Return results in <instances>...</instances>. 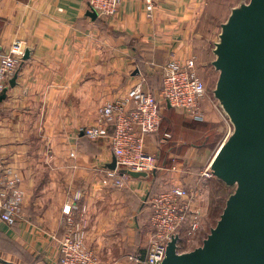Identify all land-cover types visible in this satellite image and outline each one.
<instances>
[{
    "label": "crops",
    "instance_id": "obj_1",
    "mask_svg": "<svg viewBox=\"0 0 264 264\" xmlns=\"http://www.w3.org/2000/svg\"><path fill=\"white\" fill-rule=\"evenodd\" d=\"M206 3L167 0L148 13L142 0H122L113 16L92 18L87 0H0V53L15 41L29 52L0 101V159L18 171L24 190L17 222L0 221V241L11 249L4 253L19 264H57V239L71 227L63 208L72 206L73 224L103 261L133 264L129 256L146 255L148 199L175 185V129L170 137H145L159 170L127 175L116 186L109 143L87 138L81 128L134 83L157 94L167 60L195 57ZM153 81L156 89L148 86ZM220 127L228 133L230 124L225 119ZM208 181V190L226 186L213 176ZM189 184L202 190L196 179Z\"/></svg>",
    "mask_w": 264,
    "mask_h": 264
},
{
    "label": "water",
    "instance_id": "obj_2",
    "mask_svg": "<svg viewBox=\"0 0 264 264\" xmlns=\"http://www.w3.org/2000/svg\"><path fill=\"white\" fill-rule=\"evenodd\" d=\"M92 18L94 9L88 11ZM218 72L213 96L231 130L209 162L216 179L234 187L202 244L177 251L178 235L159 264H264V0L233 6L212 49ZM24 51L22 59L28 57ZM16 74L9 80L15 85ZM7 87L0 93L6 96ZM167 107H170L167 104ZM116 168L115 157L107 164ZM131 177L146 172L121 169ZM1 264H16L0 257Z\"/></svg>",
    "mask_w": 264,
    "mask_h": 264
},
{
    "label": "built area",
    "instance_id": "obj_3",
    "mask_svg": "<svg viewBox=\"0 0 264 264\" xmlns=\"http://www.w3.org/2000/svg\"><path fill=\"white\" fill-rule=\"evenodd\" d=\"M121 1L87 0L89 7L102 18L113 16ZM142 1L145 10L151 13L157 4L167 0ZM23 53L20 41H15L7 51L0 53V93L17 70ZM160 84L155 94L142 82L134 83L123 96L103 102L97 109L94 124L81 128L87 138L106 140L109 143L116 162V168L109 171V176L116 186L122 185V181L127 179V174L122 173L121 169L147 174L160 169L156 155L145 149V137L156 133L162 121L159 105L168 104L191 120L200 121L204 118L201 102L205 87L198 75L195 57L185 61L171 58L164 62L160 66ZM230 130L231 125L228 133ZM164 137H170V134L164 133ZM202 175L206 178L213 176L209 165ZM21 183L18 171L0 159V221L9 226L14 225L21 216L24 198ZM187 195V189L174 185L149 197V246L143 258L129 256L133 264H159L164 258L168 241L174 235H178V251L181 231L194 227L196 223ZM71 208H63L71 227L57 239V264H115L103 261L86 245L83 230L72 222Z\"/></svg>",
    "mask_w": 264,
    "mask_h": 264
},
{
    "label": "rangeland",
    "instance_id": "obj_4",
    "mask_svg": "<svg viewBox=\"0 0 264 264\" xmlns=\"http://www.w3.org/2000/svg\"><path fill=\"white\" fill-rule=\"evenodd\" d=\"M239 1L207 0L204 15H201L197 21L196 31L200 46L197 48L195 61L198 75L205 87L201 106L202 109L205 104L206 107L208 106V111L203 109V120H191L177 112L172 117L173 128L175 129V185L187 189V202L193 211L192 214L196 217L195 228L191 226V228H185L181 231V240L178 244L179 252L190 251L202 244L210 228L215 226L226 198L234 189V187L227 185H211L208 190L209 178L202 174L208 167L219 142L225 138L227 133L225 127L223 129L220 127V124L225 122L226 117L213 96L218 72L211 64L214 59L212 49L220 32V24L226 20L230 8ZM152 85L156 89L157 81H153ZM152 85L149 84L148 86ZM209 114L213 115L212 117L216 119L215 122L209 119ZM191 121H195V123ZM199 173L201 177L198 176ZM195 179L202 190L189 184ZM9 244L6 240L0 241V257L19 264L4 253L7 249L11 250Z\"/></svg>",
    "mask_w": 264,
    "mask_h": 264
},
{
    "label": "trees",
    "instance_id": "obj_5",
    "mask_svg": "<svg viewBox=\"0 0 264 264\" xmlns=\"http://www.w3.org/2000/svg\"><path fill=\"white\" fill-rule=\"evenodd\" d=\"M160 85L161 84L159 83L158 91L160 89ZM152 88H155V87H153V85H152ZM159 112L162 115V121H161V124L159 126L158 131L156 133H153V134H156L157 136L162 135V137H164V133H167V132L170 133V131H172V129H174L173 128L172 117L174 116L175 112L171 108L166 107L165 104L159 105ZM191 122L195 123V121H191ZM153 194H155V193H153ZM153 194H151V196Z\"/></svg>",
    "mask_w": 264,
    "mask_h": 264
}]
</instances>
